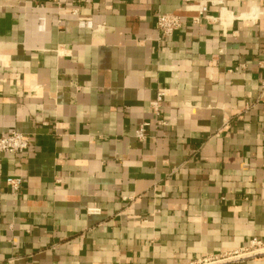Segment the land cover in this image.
<instances>
[{
    "label": "crops",
    "instance_id": "obj_1",
    "mask_svg": "<svg viewBox=\"0 0 264 264\" xmlns=\"http://www.w3.org/2000/svg\"><path fill=\"white\" fill-rule=\"evenodd\" d=\"M208 1L0 0V264H264V0Z\"/></svg>",
    "mask_w": 264,
    "mask_h": 264
},
{
    "label": "built area",
    "instance_id": "obj_2",
    "mask_svg": "<svg viewBox=\"0 0 264 264\" xmlns=\"http://www.w3.org/2000/svg\"><path fill=\"white\" fill-rule=\"evenodd\" d=\"M192 1V0H188ZM214 1L202 2L198 5L196 12L197 17L193 19L194 22L197 19L204 15L208 10V4H214ZM258 10L253 8L249 14L250 18H255L258 16ZM182 26L181 18L176 15H169V14H160L157 15L156 18V27L158 30L159 38L162 41H166L168 38L172 37V35L178 31ZM264 83H262V88ZM163 99L162 93H157L155 99L151 101L150 106L153 112L156 115H159L161 111V103ZM135 136L138 140L142 141L144 139V129L141 126L139 129L135 131ZM29 147L28 139L22 134L17 131H10L8 133H0V155L1 154H21ZM5 185L10 189L12 193H16L19 190V187L22 183V180L19 178H6L4 180ZM89 213H97L99 210L97 208L89 209ZM264 248V243L260 240L253 238L249 241L247 249L241 250V253H246L250 251H259L260 249ZM232 256H238V252L232 253ZM212 259H204L202 264H208ZM213 260H216L215 258ZM181 264H194V263H181Z\"/></svg>",
    "mask_w": 264,
    "mask_h": 264
}]
</instances>
